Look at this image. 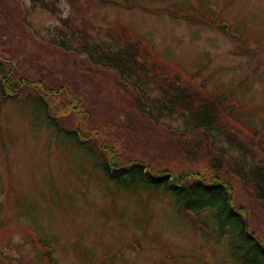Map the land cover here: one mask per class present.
<instances>
[{
  "label": "rangeland",
  "instance_id": "rangeland-1",
  "mask_svg": "<svg viewBox=\"0 0 264 264\" xmlns=\"http://www.w3.org/2000/svg\"><path fill=\"white\" fill-rule=\"evenodd\" d=\"M50 1L57 5L53 12L34 0H10L12 22L0 10V59L8 60L12 53L19 75L49 78L54 86L68 83L73 95L85 99V109H91L86 126L100 127L116 115L115 106H109L111 96L126 107L131 97L116 87L113 77L93 70L84 56L50 46L52 30L66 28L64 20L70 17L76 28L66 29L70 35L82 30L94 41L110 44L108 35L124 30L135 44L152 45L145 64L166 75L180 71L204 80L208 92L231 97L229 112L239 128L260 130L264 138V0H125L133 9L107 0H80L79 12L69 0ZM68 99L78 105L74 96ZM67 101L49 99L58 120L52 126L32 89L7 101L0 93V264H40L31 242L35 236L52 248L59 264L242 263L231 238L219 239L211 212L201 214L208 223L203 227L164 188L109 176L100 166L101 156L70 133L81 120L60 110ZM117 114L111 129L119 131L126 118ZM134 124L157 144H132L125 138L117 144L124 143L127 156L145 157L154 175L163 167L175 174L205 168L202 157L190 165L176 153L158 155L157 146L163 150L178 143L165 132L170 126L183 130L181 117L164 116L160 129L139 117ZM219 145L228 148L223 141ZM234 186L232 211L245 208L248 233L264 241L260 203L240 191L238 183Z\"/></svg>",
  "mask_w": 264,
  "mask_h": 264
},
{
  "label": "trees",
  "instance_id": "trees-1",
  "mask_svg": "<svg viewBox=\"0 0 264 264\" xmlns=\"http://www.w3.org/2000/svg\"><path fill=\"white\" fill-rule=\"evenodd\" d=\"M69 1L73 2L78 12L81 11L80 0ZM107 1L123 8L134 7V4H127L125 0ZM34 2L51 12L57 7L55 2L50 0ZM12 4L10 0H0L1 14H5L9 22L14 20L15 8ZM23 23L25 22L22 21ZM64 23L66 28L56 26L48 36L50 46L60 49L59 52L64 54L75 53L82 59L86 58L85 62H89L91 68L101 73L103 78L113 77L116 87L123 88L131 97L127 107L111 96L108 98L112 100L109 106H115L116 115L109 116L107 120L105 118L100 127H88L86 124L90 120L91 109H85L84 98L73 95L68 83L54 86L49 83V78L41 77L37 80L19 75V68L14 65L17 62H14L12 53L8 60L7 57L0 59V93L4 101L14 99L24 88H30L44 104L49 122L52 126H57L58 120L52 117L53 109L49 99L56 98L60 103L61 96L64 97V100L68 101L60 110L65 114H77L81 120L77 128L70 133L80 144L90 145L91 150L101 156L103 161L100 166L109 176L118 179L129 176L133 180L139 179L152 184L158 189L164 188L191 217L201 216L205 211L211 212L212 224L221 234L220 238L228 236L231 238V244L236 245L237 261H241V264H264V241L253 232L248 233L250 222L247 217L250 213L245 208H239L238 212L232 211L236 193L234 183H238L239 190L258 201L264 212V138L261 137L260 130L246 131L242 127L239 128L238 121L232 120L234 113L229 112L232 110L229 105L231 97L219 96L215 93L216 90L214 93L208 92L207 82L204 80L189 79L188 75H181L177 71L166 75L150 68L145 64V59L146 49H152V45L135 44L124 30L120 31V34H109L110 44L98 42L92 39L90 33H84L82 30L70 35L66 29H76L73 28L75 24L71 17L64 20ZM155 91L158 94H151ZM71 96L78 101V105L68 99ZM129 106L131 108H128ZM117 111H121L126 118V122L118 126L119 131H116V128L111 129L118 122ZM166 115L181 117L184 129H174L171 126L167 128L165 133L170 139L176 138L178 143L163 150L157 146L158 155L176 153L185 160L188 158L186 161L190 165L202 157L206 160L204 169L175 174L169 167H163L154 175L152 166L145 157L137 154L127 156L124 143L117 144V141L125 138L132 144L141 142L152 147L157 144L155 138L150 134L144 135L134 122L139 117L152 127L160 129L162 118ZM123 128L124 132L121 131ZM249 131L253 133L252 136L248 134ZM221 141L225 142L228 148L220 146ZM95 149L99 150V153ZM232 149L236 155H232ZM191 177L194 179L191 180ZM35 238L40 240V253L45 264H59L53 257L52 248L41 242L39 237Z\"/></svg>",
  "mask_w": 264,
  "mask_h": 264
}]
</instances>
